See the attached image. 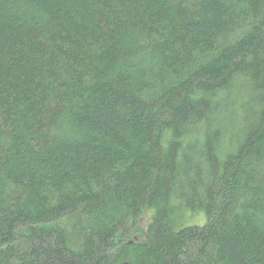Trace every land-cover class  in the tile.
<instances>
[{
	"label": "trees",
	"instance_id": "16d2710c",
	"mask_svg": "<svg viewBox=\"0 0 264 264\" xmlns=\"http://www.w3.org/2000/svg\"><path fill=\"white\" fill-rule=\"evenodd\" d=\"M0 264H264V0H0Z\"/></svg>",
	"mask_w": 264,
	"mask_h": 264
}]
</instances>
